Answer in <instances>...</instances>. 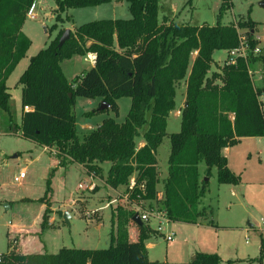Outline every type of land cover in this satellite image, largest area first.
Returning a JSON list of instances; mask_svg holds the SVG:
<instances>
[{"label": "trees", "instance_id": "obj_1", "mask_svg": "<svg viewBox=\"0 0 264 264\" xmlns=\"http://www.w3.org/2000/svg\"><path fill=\"white\" fill-rule=\"evenodd\" d=\"M114 0H56V21L71 8L97 7ZM130 19H104L82 24L71 31L59 47L60 30L46 48L30 60L21 75V134L25 139L57 154V166L77 163L92 177L101 176L108 163L106 184L127 188L129 204L149 202L150 209L164 212L168 221L198 224L208 221L201 199L206 195L212 169L218 183L237 185L240 177L230 170L223 151L248 137H264V47L255 54L259 41L252 20L235 24L194 26L160 23V0H127ZM36 0H0V112L14 131L11 94L7 80L31 45L23 26ZM231 0H223L219 17ZM54 25L52 28H55ZM242 30L243 34L240 33ZM244 36L248 55L231 58L212 72L213 54L228 53ZM96 56L93 67L69 82L61 62L75 55ZM195 57L193 58V55ZM260 68L262 80L256 87L250 69ZM185 80V104L180 109V131L170 135L168 174L159 199L160 169L157 151L167 135L170 114L176 108L177 87ZM71 94V95H70ZM100 99L118 115L117 101L127 97L131 105L124 122L106 118L81 138L74 112L76 98ZM28 109V110H26ZM109 110H103L109 111ZM100 112L96 110L91 114ZM144 141L139 147V142ZM206 165L202 176L200 164ZM38 201L47 205L41 229L49 225L52 177ZM135 185L129 189L131 179ZM136 212L112 211L111 246L108 249L61 248L57 253L17 252L10 243L0 254V264H168L149 259L146 240L151 228L138 226V239L130 241L128 227ZM180 264H230L218 254L196 253ZM264 260V241L256 259Z\"/></svg>", "mask_w": 264, "mask_h": 264}, {"label": "rangeland", "instance_id": "obj_2", "mask_svg": "<svg viewBox=\"0 0 264 264\" xmlns=\"http://www.w3.org/2000/svg\"><path fill=\"white\" fill-rule=\"evenodd\" d=\"M222 2L223 0H160L159 21L200 26L215 25L218 21L237 25L239 21L250 19L257 23L254 36L259 38V48H263L264 8L259 6L260 0H231L230 7L219 17ZM35 5L34 13L37 18L28 16L22 30L31 45L7 80L12 113L17 124L14 131L8 128L7 117L0 112V254L9 250L11 242L19 245V234L14 235V232L20 223L29 224L41 232L40 223L47 205L41 211L42 204L38 200L44 196L47 180L54 169L53 193L48 211L49 221L53 218L55 227L47 225L39 236L41 247L45 245V249L37 250L36 246H32L21 251L57 253L63 247L108 249L111 246L112 230L117 233V224L113 227L112 223L113 209L137 211V206L128 203L126 187L113 189L106 184V173L110 166L108 163L101 165L103 172L100 180L95 181L77 163L58 167L55 150H47L22 136V87L19 80L31 58L46 48L60 30L73 31L82 24L97 20L130 19L129 3L127 0H114L97 7L71 8L62 14V22L56 21V0H38ZM54 25L56 27L52 28ZM243 32L240 31L241 34ZM228 57L227 51H215L212 72H218ZM86 58L87 55H75L61 62L63 73L69 82L83 76L93 67ZM252 70L255 72H252V81L257 87L262 80L261 70ZM185 95L184 80L177 87L176 108L168 118L167 135L157 151L160 179L168 173L170 135L180 131L181 117L178 111L182 108ZM117 103L118 115L109 108L105 109L109 111L91 114L99 110L101 100L77 97L74 112L79 136L82 138L91 131L88 130V125L96 129L106 118L124 122L131 99L124 97ZM223 153L228 159L230 170L240 177V182L237 185H221L218 183L217 169H212L208 191L201 199L200 207L212 212L208 219L214 224L205 221L200 226L165 219L161 224L164 235L169 231L174 235V240L168 242L164 235L157 232L158 221L151 219L146 224L151 228L146 244L150 245L152 260L180 264L190 262L195 253L202 252L218 255L224 253L226 260L232 261L230 264H264V260H256L260 254L261 241H264V137L244 138ZM199 167L203 176L206 165L202 163ZM23 171L26 172V178L19 183L15 182L14 178ZM162 183L161 179L160 188ZM80 184L84 187L80 188ZM114 199L116 202L107 206ZM142 207L150 209L149 202L142 203ZM90 212L94 213L88 218ZM65 214H68V221ZM129 239L133 241L130 237Z\"/></svg>", "mask_w": 264, "mask_h": 264}, {"label": "built area", "instance_id": "obj_3", "mask_svg": "<svg viewBox=\"0 0 264 264\" xmlns=\"http://www.w3.org/2000/svg\"><path fill=\"white\" fill-rule=\"evenodd\" d=\"M35 4L33 5L31 11L28 14V16H30L31 18H37V14L34 13V8L36 6ZM255 39L258 40L259 38L258 39L255 38ZM248 50H249V47H248L247 40H246V38L244 36H242L241 39H240L239 47L234 49V50H232V51H230L229 55H230V57H233V58H235V57H244V58H246L247 55H248ZM254 52H255V54L260 52L259 46L255 49ZM86 60L91 62L94 65L95 64V60H96V56L94 54L90 53V54L87 55ZM252 72H254V70L250 69L249 70V74H250L251 78H252ZM262 107L264 109V100H262ZM26 110H28V109H26ZM25 176H26V172L23 171L18 176H16L14 178V180H15V182L19 183ZM134 185H135V180L132 178L131 181H130L129 189H132L134 187ZM79 187L83 188L84 186H83V184H80ZM115 202H116V199L112 200L109 204H107V206L110 205V204H114ZM137 208H138L137 213H139L142 222L145 223V224H148L151 219L157 220L158 223H159L158 228H157V232L162 234V235H164V231H163V228H162L161 224L164 222L165 219L168 220L166 215H165V213L161 212L159 210H156V209H144L142 207V203L140 205H137ZM93 213L94 212L88 213V218H90ZM164 236H165L166 241H168V242H172L174 240V235H173L172 231H169L168 234H165Z\"/></svg>", "mask_w": 264, "mask_h": 264}, {"label": "crops", "instance_id": "obj_4", "mask_svg": "<svg viewBox=\"0 0 264 264\" xmlns=\"http://www.w3.org/2000/svg\"><path fill=\"white\" fill-rule=\"evenodd\" d=\"M38 0H36V2H37ZM35 2V3H36ZM72 31V30H71ZM184 104H185V98L183 99V101H182V107L184 106ZM178 112H180V111H178ZM103 122V121H102ZM99 126V125H98ZM88 130H94L92 127H89V125H88ZM143 144H144V141H140L139 142V147H141V146H143ZM47 149V148H46ZM228 149V148H227ZM226 149V150H227ZM47 150H49V149H47ZM109 169V168H108ZM107 174V173H106ZM168 174V173H167ZM99 177L100 176H96V177H94L95 179H93V180H100L99 179ZM106 177V176H105ZM167 177V175L166 176H164L163 178L161 177V179L162 180H164L165 178ZM24 178H26V176L24 177ZM158 190H159V195H158V197H159V199H161L162 198V190H163V183H162V185H161V188L159 187V184H158ZM98 192V191H97ZM44 206H46L45 204H42V209H41V211L44 209ZM132 211V210H131ZM136 213H137V211H135ZM68 219H69V217H68ZM55 221L53 220V218H51L50 219V221H49V227H55V223H54ZM179 223H181V222H179ZM204 222H199L198 224H193V225H202ZM41 224V223H40ZM149 226V225H148ZM150 227V226H149ZM45 230V229H44ZM128 231H129V237L131 238V240H133V241H136L137 239H138V225L133 221L130 225H129V227H128ZM41 232H42V229H41ZM40 231H38V229H35L34 227H32L31 225H29V224H24V223H20L17 227H16V230H15V234L14 235H18L19 234V238H20V241H19V245H16V243H15V245H16V247H17V252H20V253H24V254H29L30 252H26V251H21V250H26V249H29L30 247H32V246H36L37 247V250L39 249V248H42V249H45L46 248V246L44 245V247H41V240H40V238H39V236H41V234L43 233H41ZM39 234V235H38ZM26 244V245H25ZM25 245V246H24ZM146 247H147V249H148V254H149V259L151 260V261H154V260H152L151 259V257H150V245H147L146 244ZM36 253H39V252H36ZM196 254V253H195ZM221 258H222V260H223V262L225 263L227 260V256L224 254V253H222V254H220L219 255ZM160 262V261H159Z\"/></svg>", "mask_w": 264, "mask_h": 264}, {"label": "water", "instance_id": "obj_5", "mask_svg": "<svg viewBox=\"0 0 264 264\" xmlns=\"http://www.w3.org/2000/svg\"><path fill=\"white\" fill-rule=\"evenodd\" d=\"M259 6L260 7H262V8H264V0H260V2H259ZM70 34H71V30L70 29H66V30H64V32H63V34H62V36L60 37V39H59V47H62L63 46V44L70 38ZM232 59H233V57H231ZM71 95V94H70ZM110 107V105L109 104H107V103H105V102H102V104H101V107L99 108V110L100 111H103V110H105L106 108H109ZM65 218H66V220L68 221L69 219H68V214H65ZM133 221L138 225V226H142L143 225V222H142V220H141V218H140V215H139V213H136L135 214V216H134V218H133ZM196 258V256H194L193 258H192V260H194Z\"/></svg>", "mask_w": 264, "mask_h": 264}]
</instances>
